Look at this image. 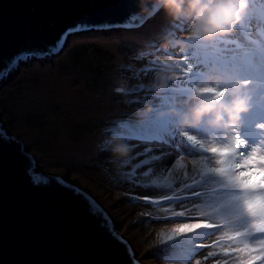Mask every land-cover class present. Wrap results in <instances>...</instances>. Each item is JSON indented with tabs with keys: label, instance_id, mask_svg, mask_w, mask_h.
Instances as JSON below:
<instances>
[{
	"label": "rangeland",
	"instance_id": "1",
	"mask_svg": "<svg viewBox=\"0 0 264 264\" xmlns=\"http://www.w3.org/2000/svg\"><path fill=\"white\" fill-rule=\"evenodd\" d=\"M179 25L185 27L181 28L180 33L176 30ZM128 31H135L132 33L134 35H130L131 39H127L124 30L75 33L70 37L67 47L57 56L33 60L26 64L0 89V117L3 124L12 136L23 141L25 152L32 155L40 169L79 186L96 199L128 238L137 257L144 264L247 262L251 257L240 253L239 249L237 251L234 243L233 245L224 243L197 252L198 242L204 237L200 228L196 229L195 238L179 235L186 232L184 231L186 228L182 225L202 222L203 219L196 218L197 213L207 219V222L214 223L213 221H217L212 216L215 211L230 208L234 202L219 194H203L195 199L191 197L186 199L184 204L194 208V212L189 213L188 216H180L178 214L184 211L180 210L183 204L178 199L185 198V195L174 193L166 197L173 185V188H179L191 181L190 177L205 174L209 165L216 166L212 153L196 150L194 156L182 154V157L178 158L175 154L170 155L164 145H157L163 144L162 142L147 144L151 137L129 135L124 138L117 134L121 123L140 128L152 118L154 111L156 115L161 112L163 105L152 108V111L142 119H138L135 115L137 109L164 102L158 99L159 95H153L144 87L160 70L161 60H167L173 67L169 85L173 87L181 83L185 84V74L181 70L184 65L181 57L185 53L181 46L183 39L188 37L189 23L172 20L162 11L143 24L142 28ZM259 36L258 26H252L249 28L245 42L251 44V40H257ZM222 37L235 38L240 43L242 41V35L237 28L231 34ZM177 41L179 43L173 45V42ZM45 71L66 77L68 88L80 91L79 104L84 106L86 114L78 118L57 99L46 100L41 96L36 98L32 96L36 94L31 91L29 80L38 81L39 75ZM118 82L125 84V91L121 94L114 91ZM256 84L257 95L261 99L249 100L251 108L248 115L257 111L264 101V82ZM27 97L31 107L24 112L15 111L11 104L12 100L20 103ZM36 103L40 106L35 107ZM49 122L71 125L73 139L82 138L83 135L93 137L95 140L92 139L93 141L90 142L92 147L89 148V152H85V155L76 152L70 157L62 154L64 146L62 141L56 138L57 134L59 137L60 132L56 127H49L46 136L33 135V132L42 130ZM112 135L132 147L129 155L131 162L127 165L117 167L110 162V154L101 151V141ZM196 135L206 146L228 144L227 138L221 135L217 137L200 133ZM243 136L248 137L251 143L250 152L255 149L259 154H264V125L258 127L254 134ZM148 149L152 151L148 152ZM178 151L181 153L184 151L186 154L195 153V149L191 146H185ZM153 156L161 158L152 160L150 164L142 163ZM137 164H141V167L135 168V175H132L133 168ZM149 169H151L150 174L144 175ZM259 175L258 172L254 176ZM159 176L162 177V181H159ZM167 178H170L168 184ZM115 181H118L117 185L113 186ZM215 185L212 183L210 187ZM184 192L189 191L184 190ZM217 216L220 217L219 213ZM249 217L251 216L245 218ZM226 221L223 223L224 226L218 229L216 238L255 229L254 222L258 223L256 218L248 227L242 224V220H234L231 224ZM158 227L167 228L172 233L169 236L178 237L168 241L162 238L161 243L145 247L148 233ZM174 229L176 231H173ZM246 244L257 247L260 242ZM234 248L236 254L233 253ZM239 254H242L243 258ZM238 260L240 262H237Z\"/></svg>",
	"mask_w": 264,
	"mask_h": 264
},
{
	"label": "water",
	"instance_id": "2",
	"mask_svg": "<svg viewBox=\"0 0 264 264\" xmlns=\"http://www.w3.org/2000/svg\"><path fill=\"white\" fill-rule=\"evenodd\" d=\"M151 4L0 0V89L31 61L60 54L75 33L138 28L160 12L142 11ZM132 16L136 26H125ZM0 264H144L103 206L40 169L1 117Z\"/></svg>",
	"mask_w": 264,
	"mask_h": 264
},
{
	"label": "clouds",
	"instance_id": "3",
	"mask_svg": "<svg viewBox=\"0 0 264 264\" xmlns=\"http://www.w3.org/2000/svg\"><path fill=\"white\" fill-rule=\"evenodd\" d=\"M248 8L249 0H152L151 7L142 8V11L151 16L162 10L172 20L189 23L187 36L190 40L210 42L231 34L247 14ZM175 43L179 42H173V45ZM160 64L161 68L153 75L152 81L144 85L157 96L168 88L173 73V67L167 60H161ZM208 80L214 78L208 77ZM247 83L232 78L225 85L223 95L215 91L221 84L218 79L211 85L205 83L204 86H193L184 99L173 100L171 106L165 112L157 113V116L171 118L173 126L181 132L204 126L227 138L235 130L241 115L248 111L250 97L244 88ZM114 91L117 94L123 93L125 84L118 82ZM151 111L152 108L146 106L137 109L135 115L142 119ZM100 148L110 154V162L117 167L128 164L132 147L117 136L104 138ZM259 173L258 177L253 176L252 179L264 187V171ZM244 211L247 213L246 209Z\"/></svg>",
	"mask_w": 264,
	"mask_h": 264
},
{
	"label": "snow or ice",
	"instance_id": "4",
	"mask_svg": "<svg viewBox=\"0 0 264 264\" xmlns=\"http://www.w3.org/2000/svg\"><path fill=\"white\" fill-rule=\"evenodd\" d=\"M137 19L138 17L136 16L130 17L129 20L125 21V26H136L134 22ZM68 31L71 32V29ZM215 91L220 92L221 95L224 94V90L216 89ZM169 92L170 86H168V88L158 97L159 100L164 101V104L160 109L161 112H165V109L171 106L172 102H170L171 97ZM195 129H185L182 135L175 130L171 118L167 116L158 117L154 111L152 113V118L139 129H136L127 123H121L120 130L117 134L124 138H127L129 135L151 137L158 141L170 142L171 145L176 146L180 150L185 146H191L192 149H195V153L186 154L182 151L181 154L183 155L194 156L196 150L212 153L215 158L216 166L209 169L205 175L217 177L222 188L239 189L243 193V196L237 197V203H239V200H243L244 209L247 210V214L258 220V223L253 225L255 231L258 233H264V187L252 182V177L256 175V173L264 171V154H259L255 149L246 154L244 151L247 149L246 143L235 134V130L233 131L231 143L206 146L204 142L194 134ZM147 151L151 152L152 149H148ZM144 154L145 153H142V155ZM160 158L161 157L159 156H153L150 159H145L142 163L150 164L152 160H158ZM132 159H135V157H132ZM130 162L131 161L129 160L128 163ZM139 167H141V164L134 166L132 175H135V168ZM150 172L151 169H149V172L144 173V175L147 176ZM197 183L198 181L193 178L192 184L188 185V197H199V191L194 188ZM188 214V210H185L178 215L188 216ZM182 226L185 227L187 231L179 233V235L191 234V232L198 228L212 229L221 227L220 225L207 222L206 220H203L200 223ZM173 231L176 230L174 229ZM251 234V232L244 233L245 236ZM175 237L178 236H169L168 240ZM238 238L239 234H237V236L226 237L228 240H237ZM239 252L251 257L248 264H253V262L257 260H259L261 264H264V238H262L259 247L246 244L243 248L239 249Z\"/></svg>",
	"mask_w": 264,
	"mask_h": 264
},
{
	"label": "bare ground",
	"instance_id": "5",
	"mask_svg": "<svg viewBox=\"0 0 264 264\" xmlns=\"http://www.w3.org/2000/svg\"><path fill=\"white\" fill-rule=\"evenodd\" d=\"M162 12V10L160 11ZM159 12V13H160ZM184 26H186L184 24ZM184 26L179 25L176 27V30L180 33L181 28H185ZM139 28V27H138ZM137 29V28H136ZM230 69V66H225L224 74L228 72ZM33 73H31L32 75ZM68 79L64 76H59L58 73L51 74L50 71H45V73H41L39 75L38 81L29 80V83L31 85V91L36 94H32L34 98L41 96L44 97L46 100L51 99H57L61 104L67 108V110L74 114L76 117L83 116V114H86L87 112L84 109V106L79 104L80 102V96L81 93L79 90H70L67 86ZM190 82V81H189ZM22 102H11L13 109L17 112H24L26 109H29L31 106L28 104L29 98H25L21 100ZM41 101L45 102L43 99ZM34 104V103H32ZM46 105V103H44ZM40 106L36 103L35 107ZM56 125V126H55ZM61 125V126H60ZM49 127H56L60 130L59 137L57 134V139L59 138L63 143V152L66 156H71L75 154L76 152H80L81 154H86L89 152V148L92 146L90 145V142L93 141V137H90L89 135H83L82 138L79 139H73L71 138V125H63V122H57V124H54L53 122H49L44 128L40 131L33 132V135H40V136H46L47 130ZM136 129H139L136 127ZM31 136V134H30ZM53 137V136H52ZM95 140V139H94ZM166 151L171 154H175L178 156V158L182 157V154L178 155L175 153L174 149H171L170 147L166 148ZM86 152V153H85ZM66 160V159H63ZM198 162V161H197ZM77 166V165H76ZM80 167V166H79ZM79 171V169H77ZM118 181H115L112 185L116 186ZM150 233H148L147 242L145 244V247H151L157 243H161V239L165 238V241H168V236L172 234L169 229L158 227L155 229H152ZM184 231H187L185 229ZM194 232V231H193ZM188 234L189 236H193L192 233Z\"/></svg>",
	"mask_w": 264,
	"mask_h": 264
},
{
	"label": "trees",
	"instance_id": "6",
	"mask_svg": "<svg viewBox=\"0 0 264 264\" xmlns=\"http://www.w3.org/2000/svg\"><path fill=\"white\" fill-rule=\"evenodd\" d=\"M184 23H185V21H184ZM138 31H141V30H138ZM133 32H135V31H133ZM133 32L128 31V30L124 31V35L128 36L127 39H131L129 37H130V35H134V34H132ZM118 34H120V33H118ZM183 43L187 45L184 48L185 51L187 52V54H186V57L184 58L185 65L182 67V69L189 66V68L192 69V71H196L197 69L205 68V66H204L205 58L203 55L199 54L198 52L205 54V55H207L209 52L210 54L214 55V54H216V45L219 44L220 41L199 42V41H192L187 37V38L183 39ZM184 49H182V50L185 53ZM219 50H220V47H219ZM195 51H198V52H195ZM181 59H182V57H181ZM201 79H202V77L200 75H197L192 81L189 82V84H191L192 87L195 85L199 86V85H197V83H200ZM169 86H170L169 95L171 97L170 102H172L173 100L180 101V100L185 98L180 92H177V91L181 90L182 86H180V85H174L173 87L171 85H169ZM163 104H164V102L162 104H155V105L151 106V108H155V107H157L159 105H163Z\"/></svg>",
	"mask_w": 264,
	"mask_h": 264
}]
</instances>
